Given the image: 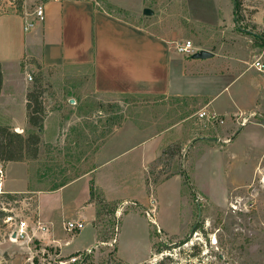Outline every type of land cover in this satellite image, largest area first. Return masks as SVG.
Here are the masks:
<instances>
[{
  "label": "rangeland",
  "instance_id": "374dc122",
  "mask_svg": "<svg viewBox=\"0 0 264 264\" xmlns=\"http://www.w3.org/2000/svg\"><path fill=\"white\" fill-rule=\"evenodd\" d=\"M98 1L174 48L190 40L196 50L217 54L208 66L216 74L192 77L186 91L213 97L218 119L199 116L206 111L200 99L104 96L95 92L90 69L42 70L45 120L58 113L67 131L61 142L44 146L37 180L26 192L11 194L12 199L10 193L0 194V264H160L167 256L169 264H264V75L253 67L255 50L264 44V0H238L237 7L234 0ZM11 7L9 0H2L0 13ZM147 8L152 16L144 14ZM18 20L23 30L24 19ZM175 54L182 62L189 59ZM29 72L31 89L40 69ZM15 95L21 98L19 91ZM234 112L238 118L231 120ZM143 125L151 126L150 131ZM135 126L143 128L140 135L131 133ZM230 126L233 130L228 131ZM54 127L46 133L54 135ZM32 130L14 131L27 135ZM152 135L157 136L146 140ZM167 142L145 169L148 147ZM93 167L98 169L91 182L80 181L55 196L39 195L45 213L60 201L75 202L85 228L67 231L59 212L58 236L43 222L50 233H39L31 242L11 240L21 221L30 228L41 221L38 190L52 191L62 180ZM10 175L9 184L23 183L22 167H12ZM93 187L106 202L118 205L115 212L105 208L99 215L100 206L91 199ZM197 222L201 230H196ZM155 231L159 238H153ZM159 242L172 248L157 253Z\"/></svg>",
  "mask_w": 264,
  "mask_h": 264
},
{
  "label": "crops",
  "instance_id": "0c3cea01",
  "mask_svg": "<svg viewBox=\"0 0 264 264\" xmlns=\"http://www.w3.org/2000/svg\"><path fill=\"white\" fill-rule=\"evenodd\" d=\"M39 5H43L45 8V20L37 22L34 27L26 31L25 24L29 20H35L34 11ZM0 14H2L0 15V65L3 76L0 92V125L9 126L14 130H31L26 109V95L30 85L28 76L31 75L29 70L38 65L42 67V70L64 67L90 69L94 90L99 95H123L148 99L156 97L200 99V103L206 108L207 113L219 114L213 108L214 98L209 94L203 91H186V88H189L187 81L192 77L211 72L216 74L208 67L211 63L209 60L217 55L215 53L211 52L213 56L208 59H192V55H190L186 62H182L179 58L173 57V54L178 55L179 53L172 46V42L117 17L108 9L103 8L98 0H25L22 13H18L12 6ZM22 18L24 19L23 30L22 24L18 20ZM255 51L258 52V57L254 62L260 59L264 63V44L262 43ZM239 63L242 61L239 60ZM173 74L176 75L174 82ZM17 91L21 94L19 100L15 95ZM223 113L220 115L224 116ZM252 115L255 116V114ZM230 118L231 120L237 119L238 114L231 113ZM51 119L54 120L50 124ZM60 119L59 114L55 112L47 115L45 127L41 133L40 157L44 146L47 144L56 145L61 142L59 141L61 140L60 136L65 134L66 128L61 126ZM231 120L232 125L234 123ZM52 127H54V135L51 132L47 134L46 132ZM144 127L145 131H150L151 126L143 125ZM139 128V126L132 127L131 133L140 135L142 132ZM229 129L228 131L233 130L231 126ZM228 131L225 133L227 134ZM156 136L152 135L146 140ZM224 142H230V138ZM168 143H161V146L156 149H153L152 146L148 147L149 150L144 154L145 169L162 153L163 147ZM103 147L95 153L96 160ZM38 162L39 157L32 161L4 164L3 190L10 194L26 192L29 183L37 177ZM12 167H22L23 180L19 177V180L23 181L22 184H9ZM97 169L90 168L74 180H62V182L67 181L68 183L59 189L47 192L37 191L38 216L42 223L51 225L55 236H58L55 232L56 225L59 223L55 221L57 213L61 212L63 215L61 223L64 228L66 220H82L85 223L84 216L75 202L71 201L67 205L64 200L54 204L46 213L42 212L39 207V195L55 196L80 181L91 182ZM94 181L97 182L96 176ZM87 193L90 198V184ZM114 200L117 198H108V201ZM87 203L88 196L85 204ZM69 205L73 208L68 209ZM89 206L95 210L93 204ZM72 211H75L74 215L68 217L67 212ZM93 229L95 231L93 237L97 240L94 225ZM56 240L60 242L63 239L57 238ZM70 242L64 244L67 249ZM90 246H87L85 250ZM80 251L82 252L83 249Z\"/></svg>",
  "mask_w": 264,
  "mask_h": 264
},
{
  "label": "trees",
  "instance_id": "16d2710c",
  "mask_svg": "<svg viewBox=\"0 0 264 264\" xmlns=\"http://www.w3.org/2000/svg\"><path fill=\"white\" fill-rule=\"evenodd\" d=\"M13 9L18 13H22L24 9L25 0H9ZM235 7L238 5V0H234ZM2 0H0V6ZM40 69L39 76L35 79V84L33 88L28 89L26 95V109H27V119L29 125L34 129L29 132L27 135H22L18 132H15L11 127L0 125V162L7 164L9 162H27L36 160L40 154L41 148V133L44 128V121L46 116L45 101L43 99V89H42V80L43 72L40 65L37 66ZM3 84V76L0 65V92ZM203 141V138L201 139ZM167 151V150H166ZM169 152V149H168ZM80 176V175H79ZM70 178L74 180L77 177ZM67 181H63L56 185L53 190L59 189L67 185ZM11 199L13 196L7 194ZM91 199L100 206V214H102L103 209H112L113 212L117 210L118 205L116 203L111 204L106 202V199L103 194L99 193L98 190L93 187L91 188ZM144 209V208H143ZM127 212L125 213V215ZM196 230L202 229L201 223H196ZM153 238H159V233L155 231L152 234ZM182 244L176 245L175 247H181ZM172 248V247H171ZM169 246H164V243L159 242L157 253H162L164 250L171 249ZM174 248V247H173ZM172 259L167 256L160 262V264H169Z\"/></svg>",
  "mask_w": 264,
  "mask_h": 264
},
{
  "label": "built area",
  "instance_id": "2783aa9c",
  "mask_svg": "<svg viewBox=\"0 0 264 264\" xmlns=\"http://www.w3.org/2000/svg\"><path fill=\"white\" fill-rule=\"evenodd\" d=\"M55 1H60V0H55ZM35 20H29L25 24V30L28 31L32 27L35 26V24L39 21H44L45 20V8L43 5H39L36 7L35 11ZM176 52L182 55H187L190 56L195 53V46L193 45L192 41L188 40L186 42L182 43H177L175 45ZM253 67H255L259 72L264 74V63L258 59L256 62L253 63ZM33 78L31 75L28 76V80L31 81ZM199 116L201 118H204L208 116L209 120H217L218 115L216 113H207L206 111H201L199 113ZM5 179V170H4V165L2 162H0V194L4 193L3 190V183ZM236 208V206H235ZM85 227V223L82 220H77V221H69L65 224V229L69 232L72 231H80ZM47 234L50 233V228L42 223L41 221H38L36 224L35 228H30L28 223L23 220L18 225L16 228L11 232L10 238L13 241H21L24 242L27 240L32 241L34 237L37 236V234ZM13 234H15V237H13ZM73 261H76V258L73 259Z\"/></svg>",
  "mask_w": 264,
  "mask_h": 264
},
{
  "label": "water",
  "instance_id": "95a60500",
  "mask_svg": "<svg viewBox=\"0 0 264 264\" xmlns=\"http://www.w3.org/2000/svg\"><path fill=\"white\" fill-rule=\"evenodd\" d=\"M144 14L147 15V16H152L154 14V12L147 8L145 9L144 11ZM213 56V54L207 50H199L198 52H195L194 54H192L191 58L192 59H208V58H211ZM74 101V100H72ZM13 237H15V234H13Z\"/></svg>",
  "mask_w": 264,
  "mask_h": 264
}]
</instances>
